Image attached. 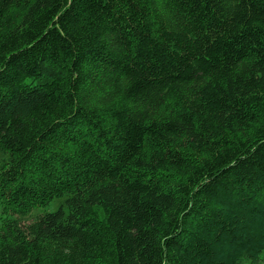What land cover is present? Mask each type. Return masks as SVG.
Segmentation results:
<instances>
[{"label":"trees","instance_id":"1","mask_svg":"<svg viewBox=\"0 0 264 264\" xmlns=\"http://www.w3.org/2000/svg\"><path fill=\"white\" fill-rule=\"evenodd\" d=\"M0 153V264H264V0H0Z\"/></svg>","mask_w":264,"mask_h":264},{"label":"rangeland","instance_id":"2","mask_svg":"<svg viewBox=\"0 0 264 264\" xmlns=\"http://www.w3.org/2000/svg\"><path fill=\"white\" fill-rule=\"evenodd\" d=\"M2 157L3 155L0 153V160L2 159ZM60 203H62L61 198H54L47 205L43 207H35L32 210H30L28 213H26L25 215L20 216L19 219L22 222H27L31 220L32 218H34L39 213L55 210L56 208H58ZM0 224H1V220H0Z\"/></svg>","mask_w":264,"mask_h":264}]
</instances>
